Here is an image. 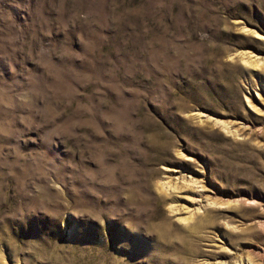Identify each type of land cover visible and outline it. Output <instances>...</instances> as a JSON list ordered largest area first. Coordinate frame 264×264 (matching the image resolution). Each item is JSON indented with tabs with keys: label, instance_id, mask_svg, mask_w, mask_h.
Returning <instances> with one entry per match:
<instances>
[{
	"label": "rangeland",
	"instance_id": "obj_1",
	"mask_svg": "<svg viewBox=\"0 0 264 264\" xmlns=\"http://www.w3.org/2000/svg\"><path fill=\"white\" fill-rule=\"evenodd\" d=\"M0 264H264V0H0Z\"/></svg>",
	"mask_w": 264,
	"mask_h": 264
}]
</instances>
